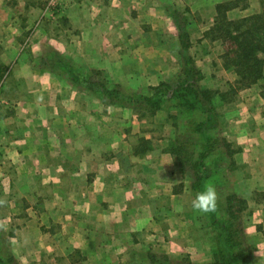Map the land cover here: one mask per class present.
Listing matches in <instances>:
<instances>
[{
    "label": "crops",
    "instance_id": "obj_1",
    "mask_svg": "<svg viewBox=\"0 0 264 264\" xmlns=\"http://www.w3.org/2000/svg\"><path fill=\"white\" fill-rule=\"evenodd\" d=\"M230 3L229 21L263 13L264 0H66L52 20L40 0H0V141L12 159L0 167V264H213L230 197L245 206L234 217L246 216L237 228L241 246L231 250L245 251L240 264H264L259 88L223 104L222 122L231 124L224 138L237 145L231 155L207 157L198 186L161 139L137 151L133 138L114 133L113 116L99 119L116 108L100 101L107 89L92 81L101 71L115 83L132 79V71L116 69L132 50L156 49L158 65L192 46L205 86L216 64L217 75H229L225 85L233 83L237 77L221 66L223 43L207 38L217 9ZM157 65L152 86L180 77ZM208 184L217 209L194 212L191 202Z\"/></svg>",
    "mask_w": 264,
    "mask_h": 264
},
{
    "label": "rangeland",
    "instance_id": "obj_2",
    "mask_svg": "<svg viewBox=\"0 0 264 264\" xmlns=\"http://www.w3.org/2000/svg\"><path fill=\"white\" fill-rule=\"evenodd\" d=\"M40 1L42 5H44L47 8V10L50 11L49 16H50V19L53 20V18H56L61 14L62 8L66 0H44V1L40 0ZM258 16H260L261 21L264 22V8H263V13ZM61 21L63 22L62 19L60 20V22ZM118 22H120L119 19H118ZM231 22H238V21H231ZM135 25H137V23H135ZM138 28H139V24H138ZM135 33L136 34L133 36V39L135 38L133 40V44L139 41V38H138L139 32L135 31ZM262 34L264 33L263 32L258 33V37L260 38V40L261 39L264 40V36H262ZM217 35L218 34L215 33V34H212L211 36H207V38L213 41V37ZM219 40L223 43V45L222 47H218L217 50L219 51V53L223 54L221 66L225 68V62H226L225 55L231 49L232 43L230 41H224L222 39H219ZM185 43L187 44V42ZM184 49L185 51L186 49H190V50L187 53H185V52H182ZM121 51H122V48L117 53H120ZM194 52H195V49L192 48V46L190 48L184 46L183 49L181 48L178 51L176 62L168 63L164 61V63H159L157 65L155 60L159 57L160 54L157 53L156 49L143 48L141 50H138V49L132 50V52L129 53V56H128L129 58H131L130 60H128V64H122L120 62H117L116 64L117 72L125 71L126 73H129L132 71L131 75L134 76L132 79H127V76H125V78L122 77L120 79L121 81L118 79L117 82L115 83L112 80H107L106 77H104L103 74L101 73L102 71L99 72V75H100L99 79L94 78L92 80L94 82L95 88H98L99 86L100 88H103V89H109V90L115 89V91L118 89V91L120 92L119 95L121 97L119 100L115 98L114 99L109 98L105 94H103V91L99 88L101 95L99 96V94H97V97L100 99V101H102V103L107 107L115 106L116 108V110L115 109L113 110V108H107L105 110L104 108L102 111L99 112V115H100L99 119L103 120L104 118L106 120V119H110L113 116L115 119L114 133L117 136H129L133 138L135 142L134 143L135 150L137 151L152 148L155 144L159 145V141H160L159 139L163 141V144L164 146H166V149H169L172 144L177 145L176 140H178L177 139L178 136L183 135V132H184L181 126L182 125L181 123L183 120L182 118H179L177 111L172 108L170 109L165 108L155 113H149L146 110H141L140 108L139 109L137 108L139 106L138 99L142 98L143 96H147V94L151 93L152 89L156 88L155 86H152V84L157 82V79L155 78V75L153 73L155 72L154 70L155 68L152 70L150 68L155 67L157 65L159 66V68L163 67V69L166 70L165 72L170 73V75L179 74V76H184L185 74L190 73V70H192L193 67L195 66L196 71L199 72L198 76H200L199 79H201V81L199 82L198 80V82L195 83L194 85L199 84V86L205 90H210V87L213 89L219 90V91H213V92H217L214 98V102L216 104V111H215L216 116L214 118V123H212V125L214 124V126L210 130L209 134H211V136L214 139V143L212 144V147L214 148L213 150L214 153L225 152L223 155V157H225L228 150H234L237 144L235 142L229 141L228 139L224 138V132L226 133V131L228 130L231 124L229 125L228 121H224V123L222 122V117L228 114V111L225 108H222L223 104L226 101H230V100L235 101L236 99H239V97L241 96V93L244 94L243 91H246L249 88L245 87V83H241V78L236 74V70L234 68H231L229 70L230 73L235 75L237 79H235L233 83H228L229 87H227V92H225L226 86L228 85V84L225 85V82H227V78L229 75H222V76L217 75L218 67H216V65L218 66V64L216 65L214 64L215 66L213 67V72H215V75H213L214 78L208 80L209 82L205 86L203 84L205 81L204 80L205 78L203 77L202 72L199 71V69H197L198 66H197V61L194 59L195 58ZM199 53H200V49H198V54ZM259 57L264 60V54H259ZM215 62L216 61L214 60L213 63ZM203 66H205V64ZM205 69L208 70L207 68ZM209 69L211 68L209 67ZM143 73H147V74H144V76L148 75L147 79L141 80L140 78H138L139 79L138 80L136 76H139ZM150 74H152L151 78H150ZM121 75L123 76V74ZM263 76H264V69H263ZM216 80L219 82H216ZM122 82L124 83L125 86L122 85ZM221 83H224V85ZM252 87L259 88L260 95L261 97H263L264 79L262 81H259L257 84L252 85L250 88ZM220 91H223L225 93H221ZM250 98H251L250 96L246 95L244 99L246 100ZM166 104L168 106H171V103L168 101ZM250 107H251L250 104L244 107L245 114L247 112L246 108H250ZM196 121L205 122L206 117L204 115H197ZM260 131L261 133L264 132V127ZM136 137H140L137 140V144H136ZM147 137L149 138L148 140L146 139ZM4 147L5 145L2 144L0 141V167L4 166L8 168V166L12 164L11 153L9 154L6 153L7 150L3 149ZM7 148L9 150L10 147H7ZM184 168L185 169L183 170L185 172H187L188 174H192L189 167L188 168L184 167ZM8 177L10 178V176ZM26 177L27 176H25V178ZM239 208L245 209V206L239 205ZM255 209L256 208H254V210ZM242 214L239 215V219H236L234 222L235 229H237L238 227H240V225H242V221L246 217L245 213L243 215ZM232 254H234V256H237L240 254V251L237 252L236 250L235 251L232 250Z\"/></svg>",
    "mask_w": 264,
    "mask_h": 264
},
{
    "label": "trees",
    "instance_id": "obj_3",
    "mask_svg": "<svg viewBox=\"0 0 264 264\" xmlns=\"http://www.w3.org/2000/svg\"><path fill=\"white\" fill-rule=\"evenodd\" d=\"M234 7L236 5L230 3L217 9V23L215 28L207 33V36L216 33L218 35L214 36L213 40L222 39L232 43L231 49L225 55V68L228 70L234 68L236 74L241 78V83H245V87L250 88L264 79V60L259 57V54H264V40H260L258 37V33H264V22L261 21L260 16L231 22L227 19V13ZM198 75L199 72L196 71L194 66L190 73L180 76L177 80L161 83L158 87L152 89L150 94L138 99L139 106L137 108L146 110L149 113H155L165 108H172L177 111L179 118L183 120L181 126L184 132L183 135L178 136L177 145L172 144L168 151L176 157L182 172L186 173L183 169H185L184 167H189L190 171L195 173V182L199 186L205 174L206 164L204 162L207 157L216 156L217 154L220 158H223L225 152L214 153V148L212 147L214 139L209 134L214 126L212 123H214L216 116L214 98L217 92L205 90L199 84L194 85L198 80L199 82L201 81ZM119 93L118 89L116 91L115 89L104 90V94L112 99L119 100L121 98ZM167 101L171 103V106L166 104ZM197 115H204L206 121L197 122ZM228 152L231 155L234 151L228 150ZM228 201L227 211L231 218L227 223V229L218 228L227 232V234L224 242H222L221 250L216 252L213 264H240L245 256L244 250H240V254L237 256H234L231 250L234 247L241 246L239 235L234 225L236 220L234 215L236 212L241 211V209H236V207H239L242 202L233 197H230ZM166 259L164 258L158 264H167Z\"/></svg>",
    "mask_w": 264,
    "mask_h": 264
},
{
    "label": "clouds",
    "instance_id": "obj_4",
    "mask_svg": "<svg viewBox=\"0 0 264 264\" xmlns=\"http://www.w3.org/2000/svg\"><path fill=\"white\" fill-rule=\"evenodd\" d=\"M219 201V195L216 187L208 184L204 189L198 192L191 202L194 212L209 215L216 211Z\"/></svg>",
    "mask_w": 264,
    "mask_h": 264
}]
</instances>
